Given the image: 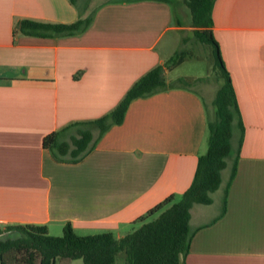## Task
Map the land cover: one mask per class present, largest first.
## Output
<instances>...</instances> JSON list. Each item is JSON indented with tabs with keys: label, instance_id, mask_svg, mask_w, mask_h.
Wrapping results in <instances>:
<instances>
[{
	"label": "crops",
	"instance_id": "0c3cea01",
	"mask_svg": "<svg viewBox=\"0 0 264 264\" xmlns=\"http://www.w3.org/2000/svg\"><path fill=\"white\" fill-rule=\"evenodd\" d=\"M81 16L69 0H0L1 227L43 225L61 236L70 223L79 235L121 238L166 198L181 197L207 151L215 94L191 85L132 100L81 161L54 159L44 137L113 110L172 57L173 41L164 40L177 42L184 29L167 3L110 0L79 35L15 31L23 19ZM213 21L245 133L233 177L230 159L212 202L190 210L194 235L181 264H264V0H216Z\"/></svg>",
	"mask_w": 264,
	"mask_h": 264
},
{
	"label": "trees",
	"instance_id": "16d2710c",
	"mask_svg": "<svg viewBox=\"0 0 264 264\" xmlns=\"http://www.w3.org/2000/svg\"><path fill=\"white\" fill-rule=\"evenodd\" d=\"M74 4L75 0H69ZM164 2L171 6L174 17L177 6L187 8L191 16L193 38L206 46L209 63L218 69L222 79L213 106L215 114L208 117V148L198 159L194 179L179 201L170 196L138 218L141 226L116 238L111 232L79 235L72 225L64 226L61 236L49 234L46 226L18 224L0 226V264H68L81 259L83 264H116V256L125 252L127 264H181L190 250L194 231L190 227V210L194 204H210L212 193L222 182V171L233 160L231 177L237 169L245 127L242 121L231 75L223 60L220 45L214 36L213 8L216 0H121ZM180 24V20L176 19ZM93 22V15L80 17L71 23L39 22L23 19L17 22L16 32L37 37H64L85 32ZM14 31V32H15ZM187 37H182L185 47ZM193 58L190 50L180 48L166 63L157 65L141 76L127 91L118 105L104 116L74 122L43 139L58 162L76 163L86 157L112 125L121 124L130 102L136 98L195 84L201 79L179 77L167 79L173 67ZM98 129L94 138L93 130ZM69 135L65 140L63 136ZM153 216H156L151 220ZM9 234L3 237L4 234Z\"/></svg>",
	"mask_w": 264,
	"mask_h": 264
},
{
	"label": "rangeland",
	"instance_id": "374dc122",
	"mask_svg": "<svg viewBox=\"0 0 264 264\" xmlns=\"http://www.w3.org/2000/svg\"><path fill=\"white\" fill-rule=\"evenodd\" d=\"M110 0H75V5L78 9V12L81 15L85 16H91L93 15L98 7L104 3ZM176 10V16L175 19L180 20L182 22L184 29L182 30V37H187L189 40H187L185 43V47H182V42L180 37L178 38V41H174L173 36L168 35L164 43L170 42V39L173 41V51L171 56L173 57L175 53L180 48H186L191 51L193 58L188 59L187 61L173 67L170 71L167 72L166 76L168 80L175 81L179 77H194L197 79H201L192 86H195L198 89H201L205 92H208L209 94H215L217 89L222 84V79L218 78V69L214 67L213 63H209V56H208V50L206 46L199 43L196 39L193 38V32L192 29L189 27L191 23V16L187 8H184L183 6H177L175 8ZM82 17V16H81ZM175 42V44H174ZM205 94V93H204ZM204 97L206 100H208L207 95L205 94ZM68 139V137H66ZM181 198V197H180ZM177 199L174 202H177L180 200ZM156 216H153L155 218ZM68 264H83L81 259L78 260H70ZM116 264H127L126 263V254L125 252H120L116 256Z\"/></svg>",
	"mask_w": 264,
	"mask_h": 264
}]
</instances>
